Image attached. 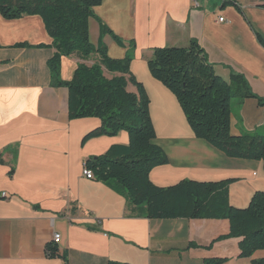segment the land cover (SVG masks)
I'll return each instance as SVG.
<instances>
[{
	"label": "crops",
	"instance_id": "crops-1",
	"mask_svg": "<svg viewBox=\"0 0 264 264\" xmlns=\"http://www.w3.org/2000/svg\"><path fill=\"white\" fill-rule=\"evenodd\" d=\"M225 1L103 0L95 13L124 41L120 46L104 36L110 56L123 58L135 48L131 74H125L127 89L138 92L131 75L143 83L154 141L169 159L153 168L151 180L168 187L184 179H234L230 202L246 207L255 191H264L263 163L229 157L196 137L176 96L148 67L154 47L196 40L218 75L229 81L232 72L242 73L264 98V47L256 36L264 37V0H235L243 13ZM90 37L98 45L96 18L90 19ZM52 43L41 16L6 19L0 14V264H64L65 257L68 264H205L212 258L253 264L264 258V249L241 257L240 238H222L230 232L228 219L138 215L122 193L83 174L89 157L128 144L129 136L121 131L83 142L101 120L70 119L68 88L51 85ZM100 60L97 53L64 56L62 78L71 80L80 63ZM104 73L123 75L106 68ZM246 131L264 135V106L256 99L233 104L231 132ZM57 233L59 255L50 257L46 247Z\"/></svg>",
	"mask_w": 264,
	"mask_h": 264
},
{
	"label": "trees",
	"instance_id": "trees-1",
	"mask_svg": "<svg viewBox=\"0 0 264 264\" xmlns=\"http://www.w3.org/2000/svg\"><path fill=\"white\" fill-rule=\"evenodd\" d=\"M103 0H0V14L6 19L39 15L53 39L56 49L48 60L51 85L69 90V117H96L101 125L83 138V142L103 135L114 136L126 131L128 144H114L104 154L89 157L84 167L129 201L138 215L149 218L184 216L188 218H218L230 221V232L222 238H240V256L250 258L264 249V191L254 192L248 206L237 207L230 202V184L222 181L184 179L162 187L150 178L153 168L169 162L166 151L155 143L156 129L150 113V97L140 81L130 77L137 93L127 89L135 48L123 58L109 55L103 38L111 35L116 43L124 41L95 13ZM243 13L235 0H226ZM100 23L98 45L91 41L90 19ZM264 47V37L256 32ZM25 44H19L24 46ZM42 46V45H41ZM87 58L99 54L101 60L91 66L80 63L71 80L62 78V58L73 54ZM151 75L162 82L178 99L196 137L204 139L227 156L258 160L264 168V135L243 132L233 135V104L256 99L264 106V98L253 92L242 73L232 72L227 81L215 71L205 50L196 40L188 46H157L148 61ZM104 68L122 76L109 78ZM55 242V241H54ZM57 242L48 244L50 257L59 255ZM226 258L205 260V264H222ZM64 264H68L67 257ZM108 264H130L109 261ZM264 264V258L253 260Z\"/></svg>",
	"mask_w": 264,
	"mask_h": 264
},
{
	"label": "built area",
	"instance_id": "built-area-1",
	"mask_svg": "<svg viewBox=\"0 0 264 264\" xmlns=\"http://www.w3.org/2000/svg\"><path fill=\"white\" fill-rule=\"evenodd\" d=\"M225 18L224 17H220L219 21H224ZM83 174L89 178V179H94L95 177H91V175H89L88 169H83ZM3 196H6V194H3ZM54 238H60L61 239V235L59 233L55 234Z\"/></svg>",
	"mask_w": 264,
	"mask_h": 264
},
{
	"label": "bare ground",
	"instance_id": "bare-ground-1",
	"mask_svg": "<svg viewBox=\"0 0 264 264\" xmlns=\"http://www.w3.org/2000/svg\"><path fill=\"white\" fill-rule=\"evenodd\" d=\"M84 169H87V168L84 167ZM88 172H89V175H91V177H94L93 173L90 170H88ZM54 241L58 243L60 241V238H54Z\"/></svg>",
	"mask_w": 264,
	"mask_h": 264
},
{
	"label": "rangeland",
	"instance_id": "rangeland-1",
	"mask_svg": "<svg viewBox=\"0 0 264 264\" xmlns=\"http://www.w3.org/2000/svg\"><path fill=\"white\" fill-rule=\"evenodd\" d=\"M133 48H134V46H133Z\"/></svg>",
	"mask_w": 264,
	"mask_h": 264
}]
</instances>
